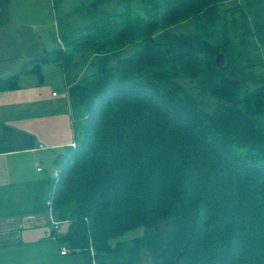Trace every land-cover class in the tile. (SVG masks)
I'll list each match as a JSON object with an SVG mask.
<instances>
[{
	"label": "trees",
	"instance_id": "trees-1",
	"mask_svg": "<svg viewBox=\"0 0 264 264\" xmlns=\"http://www.w3.org/2000/svg\"><path fill=\"white\" fill-rule=\"evenodd\" d=\"M255 2L80 0L57 11L56 47L25 71L43 80V65L56 63L68 88L76 141L46 186L71 248L92 246L97 264H142L143 252L148 264H264ZM18 77L0 79V91L18 88ZM5 191L0 216L20 213Z\"/></svg>",
	"mask_w": 264,
	"mask_h": 264
},
{
	"label": "crops",
	"instance_id": "crops-1",
	"mask_svg": "<svg viewBox=\"0 0 264 264\" xmlns=\"http://www.w3.org/2000/svg\"><path fill=\"white\" fill-rule=\"evenodd\" d=\"M55 1L8 0L6 14L0 12V79L19 75L18 88L0 91V188L20 212L0 216V264H97L92 246L70 247L68 224L46 204L57 158L76 141L66 83L58 91L55 82H46L44 65L43 80L25 71L33 58L54 49L48 26L57 30ZM41 7L51 12L50 23ZM39 200L45 208L34 210Z\"/></svg>",
	"mask_w": 264,
	"mask_h": 264
},
{
	"label": "rangeland",
	"instance_id": "rangeland-1",
	"mask_svg": "<svg viewBox=\"0 0 264 264\" xmlns=\"http://www.w3.org/2000/svg\"><path fill=\"white\" fill-rule=\"evenodd\" d=\"M237 1L240 2L241 0H237ZM79 3H80V0H61V5H59V8L56 10V12L58 11V15H60V13H62L63 11L70 10L75 5H77ZM253 7H254V10H259L261 12V14H262L261 18L264 21V0H259V2H255ZM36 9H38V6H36ZM29 12L33 13V10H30ZM41 12H44V14L46 16V21L50 23L52 20L51 19V16H52L51 12H49L48 10L44 11V9H42V7H41ZM56 15H57V13H56ZM52 26H48V31H49L48 33H49V35H51L52 31L54 30V37L57 41V30H56L54 25H52ZM51 45H52V40L49 41V45H48L49 47L48 48H50V47L52 48ZM54 47H56V43H55ZM44 66H47L46 67L47 73H46V75L44 74L47 78L46 82L53 81L56 83V89H58V91L63 90L64 84H65V82H64L65 78L61 74L62 69L56 63H46V64H44ZM47 68H48V70H47ZM50 68H54V69L50 70ZM181 80L183 82H185L186 78H181ZM161 224L162 223H159L160 226H162ZM143 231H144V229L142 227H139L137 229H134L132 231H128V232L124 233V235L120 236V238H118V239L122 240V241L129 240L135 236L142 235ZM143 254H144L143 256L146 257L147 261L142 262V264H148L151 261V257L149 256V254L147 252H143Z\"/></svg>",
	"mask_w": 264,
	"mask_h": 264
},
{
	"label": "built area",
	"instance_id": "built-area-1",
	"mask_svg": "<svg viewBox=\"0 0 264 264\" xmlns=\"http://www.w3.org/2000/svg\"><path fill=\"white\" fill-rule=\"evenodd\" d=\"M39 170H41V168H38ZM54 176L55 177H58V170H55V172H54ZM52 192L49 194V196L47 197V199H46V204H47V206H49V207H52ZM68 249L66 248V247H63L62 248V250H61V253L62 254H67L68 253Z\"/></svg>",
	"mask_w": 264,
	"mask_h": 264
},
{
	"label": "water",
	"instance_id": "water-1",
	"mask_svg": "<svg viewBox=\"0 0 264 264\" xmlns=\"http://www.w3.org/2000/svg\"><path fill=\"white\" fill-rule=\"evenodd\" d=\"M216 62L218 64H223L224 63V55L223 54H219L216 58ZM121 262L118 261H110L109 264H120Z\"/></svg>",
	"mask_w": 264,
	"mask_h": 264
}]
</instances>
